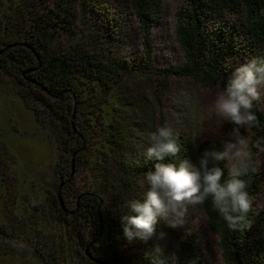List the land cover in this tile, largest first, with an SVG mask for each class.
Segmentation results:
<instances>
[{
	"label": "trees",
	"instance_id": "16d2710c",
	"mask_svg": "<svg viewBox=\"0 0 264 264\" xmlns=\"http://www.w3.org/2000/svg\"><path fill=\"white\" fill-rule=\"evenodd\" d=\"M79 5H91L95 17L78 30ZM162 17L161 0H0V260L207 264L189 233L170 249L155 237L122 235L126 203L142 198L154 167L145 157L148 136L169 124L141 94L148 75L154 98L170 79L222 89L239 64L264 59V0H185L174 31L183 62L156 67L152 28ZM253 111L259 122L250 141L264 137V100ZM194 121L177 124L181 149L166 162L197 163L205 149H223L219 137L197 142L188 131ZM29 143L48 155L28 159ZM244 178L257 197L255 149ZM187 208L207 216L226 264H264V208L253 206L241 230L230 229L210 200ZM156 230L176 234L160 220Z\"/></svg>",
	"mask_w": 264,
	"mask_h": 264
},
{
	"label": "clouds",
	"instance_id": "9594fccd",
	"mask_svg": "<svg viewBox=\"0 0 264 264\" xmlns=\"http://www.w3.org/2000/svg\"><path fill=\"white\" fill-rule=\"evenodd\" d=\"M262 99L264 59L252 58L234 69L212 102L221 126L224 123L233 126L222 150L205 149L197 163L183 159L177 165L166 162V157H176L181 149L173 127L165 124L149 134L145 157L155 163L144 175L142 186L147 185V189L142 198L126 203L127 212L121 217L125 239L162 240L166 233L157 232L158 218L168 219L173 228L183 226L187 206H202L209 200L230 229L250 227L247 216L253 210L254 201L244 177L249 172L252 149L264 152V137L250 141L244 133L258 124L254 102ZM222 162L224 167L220 166ZM225 168L227 178H224Z\"/></svg>",
	"mask_w": 264,
	"mask_h": 264
},
{
	"label": "rangeland",
	"instance_id": "374dc122",
	"mask_svg": "<svg viewBox=\"0 0 264 264\" xmlns=\"http://www.w3.org/2000/svg\"><path fill=\"white\" fill-rule=\"evenodd\" d=\"M161 1L163 17L161 21L152 28L153 62L156 67L175 65L183 62L181 51L175 40L174 31L176 25V12L183 6L185 0ZM92 8L91 5H86L85 7L84 5H79L77 13L79 16L78 30L81 28L82 22L84 23L88 19L90 20L92 15L93 18L95 17V9L92 11ZM107 18L113 19L111 14H107ZM112 19H110V21H113ZM117 24L118 22H115V24L108 23V26L106 25L105 27V31L110 33L112 28H116ZM146 77L145 84L148 85V89L144 91V96L141 94V97L151 106L155 118L162 114L169 122V125H171L174 130H178L184 129V127H179L177 124H181L182 120L184 121V118L188 116L195 120L191 127L189 126L188 131L195 136L197 142L204 139L211 140L219 137L223 143H225L228 138V133L233 126L229 123H224L221 126V122L213 112L212 102L214 96L221 89L216 83H210L203 86L190 78H185L183 80L170 79L167 88L165 90H160L157 97L154 98L152 92H150L153 89L154 78L152 75ZM133 87L137 89V85H134ZM241 132L243 133L244 130L241 129ZM244 134L250 138L249 131ZM24 151L26 152L28 159L31 158L32 152L40 153L41 157L48 155L39 144L34 145V143H29V145L24 147ZM34 153L33 157H35ZM255 153L261 176L260 193L257 197L253 198V206L258 210L264 208V152H257L255 150ZM33 157L32 161L35 163L36 160ZM79 183H82L81 179ZM159 220L164 223H169V220L165 218H158L157 221ZM174 230L176 231V234H168L162 239L163 241L161 245L164 248L170 249L175 245L178 235L184 236L189 233L195 237L198 246L203 252L204 257L207 259V264H226L222 258L221 250L218 245L219 234L210 229L208 218L201 210L197 211L190 208L188 211L187 208L185 223L183 226L175 227ZM143 241L146 242L144 239ZM0 264L37 263H34L32 260H20V262L0 260Z\"/></svg>",
	"mask_w": 264,
	"mask_h": 264
}]
</instances>
